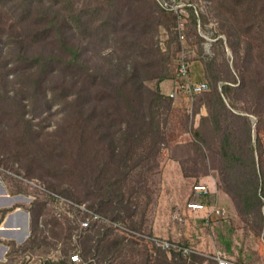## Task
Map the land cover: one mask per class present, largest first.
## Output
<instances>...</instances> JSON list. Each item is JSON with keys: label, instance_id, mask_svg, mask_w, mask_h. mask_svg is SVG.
<instances>
[{"label": "trees", "instance_id": "16d2710c", "mask_svg": "<svg viewBox=\"0 0 264 264\" xmlns=\"http://www.w3.org/2000/svg\"><path fill=\"white\" fill-rule=\"evenodd\" d=\"M69 1L70 13H64ZM134 2L139 3L135 12L130 0H107L104 6L92 10L85 4L75 5L71 0H0L1 7L10 5L9 9L14 10L20 24L29 25L32 17H38L36 23L32 22L36 29L26 28V36L15 42L16 56L4 65L6 81L11 77L13 81L24 82L19 90L26 93L23 97L28 104H22L19 91H15L13 96L5 97V107L0 103V119L10 120L12 116L20 119L24 123L21 140L32 146L42 163L66 177L73 189L65 194L45 184L49 190L77 203L86 204L84 200H90L91 204H86L89 209L104 217H107L105 213H110L109 220L123 223L125 227L123 216L130 219L135 214V209L130 206L132 192L139 196L142 189H147L149 175L158 171L161 152L168 143L167 125L173 99L163 94L159 85L175 79L168 75L159 51L153 49L157 25H165L163 18L166 22H174L175 18L154 3L159 12L157 15L143 0ZM113 4L119 7L114 9ZM214 12L223 21L227 35L234 39H229V47L235 53L241 36L244 37L241 68L245 74L241 73L238 86H231L230 83L236 82L230 78L229 70L221 76L213 69L215 61L211 60L208 67L213 87L194 96L193 114L203 107L206 116L200 117L197 128L186 130L194 141L181 147L197 153L201 168L206 170L207 157L200 144L209 147L202 128L206 123L211 125L212 132L219 137L218 169L224 183L222 188H217L230 198L239 216L253 219L255 234L260 236L263 232L264 238V162L262 153H256L254 148L248 117V114L257 117L258 129L261 127L264 117V0H216ZM99 14L104 20L94 26V17ZM188 21L197 26L193 14ZM69 24L75 26V35L80 34L92 43L106 45L112 41L111 52L101 55L97 49L89 50L76 41L74 34L67 35ZM142 40L150 45V50H147L148 46L141 47ZM216 41L219 45L223 43L220 38ZM93 57L99 60L95 62ZM150 80L156 81L153 89L146 85ZM218 82H222L220 90L216 87ZM226 99L231 105L227 106ZM239 99H251L254 109L239 108L245 115L235 113V102ZM51 107L59 108L60 120L51 141L37 142L35 137L40 134L30 136L31 123L25 118L24 109L29 108L32 119H36L44 112L43 108L49 111ZM129 183L138 187L136 190L132 187L126 197L123 189ZM44 207L42 200L31 203L28 208L30 238L23 246L14 245L9 251L11 255L29 250L30 243L35 244L43 231L38 221ZM6 212L2 210L0 222ZM216 220L224 223L226 218ZM64 226L70 228L68 223ZM131 226L126 228L134 230ZM215 230L216 249L230 257L231 237ZM107 231H92L81 238H86L84 243L91 240L95 244L102 241ZM91 248L85 245V254L90 253ZM176 255L182 259L181 264H191L192 258H198L195 254L186 258ZM208 261L216 264L210 258ZM235 262L244 264L240 260ZM59 263L46 261L44 264Z\"/></svg>", "mask_w": 264, "mask_h": 264}, {"label": "rangeland", "instance_id": "374dc122", "mask_svg": "<svg viewBox=\"0 0 264 264\" xmlns=\"http://www.w3.org/2000/svg\"><path fill=\"white\" fill-rule=\"evenodd\" d=\"M71 1L75 3V5L85 4L89 6L91 10L97 6H104L107 2V0ZM118 1L120 2V0ZM130 1H133V4L132 7L129 5L128 7H131L134 12L138 11L137 7L139 3L134 2V0ZM143 1L155 15L159 13L152 1ZM213 1L206 0L207 6L201 10L200 27L194 26L188 19L183 26L179 27L176 25V21L166 22V19L163 18V23L165 25H157L153 36V49L159 51V57L168 69V75L175 76L176 78L179 61L181 57L184 56L189 63L190 69L192 64L196 66L197 81L208 83V91L213 87V82L209 79L210 67H208L211 60L215 61L213 69L218 70L221 76H224L225 70H229L231 75L230 78L236 82L233 84L230 83L229 85L238 86L241 82V73L243 72L241 65L244 57V37L241 36V42L238 44L235 53L229 47V39L230 41L234 39L227 35L226 30L223 28V21L216 16L214 12L216 0ZM69 3L70 1L67 3L68 10H65L64 13L69 11ZM118 4H113V6H115L114 9L119 7ZM9 7V4L6 5V7L0 6V103H3L4 107L7 105L5 97L13 96L15 91H19L23 99L21 103L28 104V101L23 97L26 93H24V91L22 93V91L19 90L21 86L24 85V82L13 81L11 77L8 78L9 81H6L3 75L6 72L4 65L16 56L14 51L17 49V44L15 42H19L26 36L25 34L28 32L26 28L31 31L36 29L33 23H36L35 21L38 20V17H32L29 25L20 24L16 13L13 12L14 10H10ZM167 17L169 18V16ZM94 20L96 21L94 26H96L98 23L101 24L104 19L101 14H99L94 17ZM67 26V35L71 36L76 31L75 26L70 24ZM217 38L222 40L223 43L221 45L214 40ZM75 39L77 42L88 47L91 51L97 49L100 51L101 55L110 53L112 50L111 48L114 46L112 41L108 42L106 45H101V42L92 43L90 40L82 38L80 34L75 35ZM146 44L144 40L140 42L141 47L148 46L146 48L150 50V45ZM98 60L97 57H93V61L96 62ZM7 69L9 68L7 67ZM243 74H245V72H243ZM146 85L153 89L156 87V81L150 80L146 82ZM221 86L222 82H218L216 87L220 90ZM173 88L174 82L167 96ZM230 102L229 99H226L227 106H229V104L231 105ZM172 105L173 109L170 113L169 123L167 125L168 143L163 147L161 152L159 169L155 174L149 175L146 184L147 189H142L141 195L136 196L135 193L132 192L130 196L132 204L130 206L135 209L134 216L129 219L123 214V222L126 224V227L132 225L131 227L134 230L126 228L122 225L123 223L121 225L135 234L150 235L159 239L178 244L183 243L190 246L191 244L186 243V239L185 241L181 239L182 237L179 234L187 233L191 235L194 234L193 227L195 229L201 227L199 226V219H193V217H189L187 213V219L190 220L189 222L191 225L189 227L188 225H184L183 219L185 216L183 215L182 209L186 208L188 202L201 201L203 203L209 202L210 204L217 203V205L226 209L227 216L224 223L220 220H214L210 223V227L206 232L209 233V241L211 244L215 249L217 248L216 228L220 233H224L225 236H230L232 239L233 247L232 255L229 254L230 257L235 260H240L244 264H264L263 232L260 236H257L253 229V219L239 216L230 198L222 189L218 190L217 188H222L224 183L220 176V170L218 169L219 156L217 150L219 137L212 132L211 125L206 123L202 128L205 143L210 148H206L205 145L200 144L204 155L207 157L206 170L201 168L200 156H198L197 153L191 148L181 147L184 145L188 146L194 141L192 135L186 130L199 126L200 117L206 116L205 109L202 107L197 114H193L196 107V98L193 97L191 100H187L183 98L181 94L173 99ZM235 106L236 108L233 110L235 113H240L239 108L248 107L249 109H254V103L251 99H249V101L239 99L235 102ZM43 111L44 112L38 115L36 119H32L30 109H24V112H26L25 118L31 123L32 133H30V136L32 137L39 133L40 135L35 137L37 138L36 141L48 143V141L52 139L55 125L60 120L61 115L57 107H51L49 111L43 108ZM186 115H188V118ZM248 117L252 125L251 138L254 148H256V153H259V151L262 153V160L264 162V117L259 129L257 117L252 114H248ZM23 129L24 123L16 116H12L10 120L0 119V168L16 176L12 177L6 175L0 182V185L3 186L10 200L8 205L0 206V217L2 210H7L0 222V246L4 247L0 249V264H44L46 261L69 264L67 262V256L70 251L75 248L79 249L81 252L82 260L79 264L182 263V259L176 255L177 253L154 250L144 239L137 235H131L121 229H108L102 241L95 244L91 242V240L84 243L86 238L81 237H76L74 240L72 239V227H65L52 219L46 207L42 208L41 216L45 217L44 220L47 222V225H50V231L48 230L47 232L46 229H44L45 232L39 234L35 244L30 243L29 250L26 249L25 251L11 255L9 251L12 250L14 245H25L31 235L29 228V234L25 241L19 245L15 243L17 236L15 234L16 232L14 233L13 230L21 231L22 226L18 225V227H14L17 223L16 216L15 213H11L15 210L28 212L30 206L28 205L29 201L27 198L33 193L17 177L22 180L39 181L65 194H69V192L73 190L68 180H66V177L64 178L62 174L53 172L52 169L42 163L41 159H39L32 149V146H28V142L21 140L20 134L24 131ZM205 172L209 175L202 176L201 174H205ZM185 174H190V176L186 177L184 176ZM192 174H198V176L193 177L191 176ZM205 178L208 182L215 184V188L219 192V195L221 193L217 201H215L213 197L208 198V196L207 198H203L193 194L192 187L196 184H200L201 180ZM202 184L206 185L205 183ZM132 187L136 190L135 188H137L138 185L129 183L123 189L126 192V197ZM223 198H227L228 203L223 202ZM84 201L88 205L91 204L90 200ZM262 212H264V207H262ZM105 215L107 217L111 216L110 213H105ZM192 220L197 221L195 225L192 223ZM189 222L186 221L185 223L188 224ZM105 230H107V228L102 232H105ZM11 231L14 234H12ZM42 237H44V239H42ZM85 245H87V247L92 246L88 254H85ZM197 257V259L192 258L191 264H210L208 257Z\"/></svg>", "mask_w": 264, "mask_h": 264}, {"label": "built area", "instance_id": "2783aa9c", "mask_svg": "<svg viewBox=\"0 0 264 264\" xmlns=\"http://www.w3.org/2000/svg\"><path fill=\"white\" fill-rule=\"evenodd\" d=\"M160 10L173 16L176 21V25L181 27L185 21L193 14L197 19V26L200 27V15L202 8L207 6L206 0H150ZM219 39V38H217ZM214 39V40H217ZM190 66L187 59L182 56L178 68L176 78L174 80V88L169 93V97L175 99L179 94L187 100H191L195 95L209 90V85L206 82H192L190 79ZM6 173V174H5ZM10 175L16 177L9 172H6L0 168V182L4 176ZM22 183H24L33 193L28 196L29 206L36 200H42L49 216L62 223L63 225L68 223L72 227V239L79 238L86 233L92 231L102 232L105 228L113 230H123L131 235H137L144 239L154 250H162L166 252H174L181 254L183 257H188L194 254V250L190 247L181 246L178 243L171 242L156 238L154 236H148L143 234H135L125 229L121 224L110 221L106 217L99 213L89 209L84 203L74 202L58 193L49 190L45 184L39 181L22 180L17 177ZM194 195L199 197H206L209 194V189L206 185L196 184L192 187ZM186 209L192 212H204V221L207 225L211 219L226 218L227 211L224 207H220L216 203L207 206L203 202H188ZM45 217H40L38 226L45 232H48L50 225H45ZM28 219L30 225V213L28 212ZM18 227V226H14ZM30 228V226H29ZM214 260L216 264H239L231 257L226 256L221 251L215 249L213 254L209 257ZM67 262L69 264L81 263L80 250L75 248L67 256Z\"/></svg>", "mask_w": 264, "mask_h": 264}, {"label": "crops", "instance_id": "0c3cea01", "mask_svg": "<svg viewBox=\"0 0 264 264\" xmlns=\"http://www.w3.org/2000/svg\"><path fill=\"white\" fill-rule=\"evenodd\" d=\"M196 66H191V80L194 81V82H198V77L196 75ZM173 80H169V81H164L162 82L159 87H160V90L163 94L167 95V93L171 90L172 86H173ZM202 183H205L206 185H208V189H209V194L206 196L209 198H212L217 201L218 200V197L221 196V193L219 195V192L216 190L215 188V184L214 183H210L205 179H202L200 184ZM203 185V184H202ZM223 195V194H222ZM0 206H5V205H8L10 200H9V197L7 196L6 192H5V189L3 188L2 185H0ZM204 198V197H203ZM227 198H223V202L225 203H228L227 202ZM207 205V203H204ZM217 204V203H216ZM210 205V204H209ZM207 205V206H209ZM221 207V206H220ZM186 208H183L182 211H183V215L185 216V218L183 219V223L184 225H188V227L191 225V223L189 222L190 220L187 219V214L189 215V217H193V219H199L198 222H199V226L201 228L199 229H195L194 227L192 229H194V234H187V233H182V234H179L182 238L181 239H186V243H190L191 245L189 246L191 249L194 250V254L197 255V256H200V257H210L214 250H215V247L211 244V242L209 241V233H207V229L210 227V223L212 221H214L215 219H211L209 221V223L206 225L205 224V221H204V217H205V213L204 212H192V211H189V210H185ZM22 211V210H21ZM187 213V214H186ZM16 216V225L14 226H18L19 225V222H22V221H25V217H24V214L22 213H19V214H15ZM189 222L188 224H186L185 222ZM197 221H193L192 220V223L195 225ZM184 237V238H183ZM4 248L3 246H0V249ZM232 258V257H231ZM198 264V263H196Z\"/></svg>", "mask_w": 264, "mask_h": 264}, {"label": "water", "instance_id": "95a60500", "mask_svg": "<svg viewBox=\"0 0 264 264\" xmlns=\"http://www.w3.org/2000/svg\"><path fill=\"white\" fill-rule=\"evenodd\" d=\"M13 213H15V214L22 213V214H24V217H25V221H24L25 222V229L22 231L13 230L14 233L16 232L15 234L17 236L15 243L19 245L25 241L26 236H28V234H29V226L30 225H29V219H28V212L27 211H21V210H15ZM13 232H12V234H14Z\"/></svg>", "mask_w": 264, "mask_h": 264}, {"label": "bare ground", "instance_id": "6f19581e", "mask_svg": "<svg viewBox=\"0 0 264 264\" xmlns=\"http://www.w3.org/2000/svg\"><path fill=\"white\" fill-rule=\"evenodd\" d=\"M11 214H14V213H11ZM9 215V214H8ZM7 215V216H8ZM19 225H21L22 226V230H24L25 229V222L24 221H22V222H19ZM21 230V231H22ZM1 231V230H0ZM17 231H19V230H17ZM27 237V236H26Z\"/></svg>", "mask_w": 264, "mask_h": 264}]
</instances>
